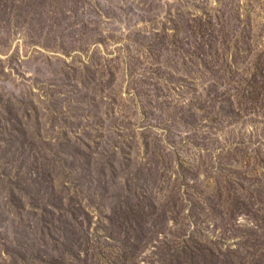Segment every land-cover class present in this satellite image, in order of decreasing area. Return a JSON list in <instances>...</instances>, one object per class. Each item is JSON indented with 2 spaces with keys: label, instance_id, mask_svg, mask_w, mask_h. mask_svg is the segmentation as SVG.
Segmentation results:
<instances>
[{
  "label": "rangeland",
  "instance_id": "1",
  "mask_svg": "<svg viewBox=\"0 0 264 264\" xmlns=\"http://www.w3.org/2000/svg\"><path fill=\"white\" fill-rule=\"evenodd\" d=\"M0 264H264V0H0Z\"/></svg>",
  "mask_w": 264,
  "mask_h": 264
}]
</instances>
